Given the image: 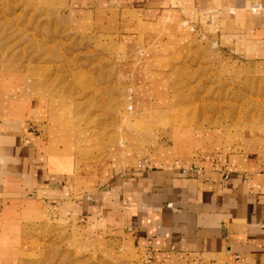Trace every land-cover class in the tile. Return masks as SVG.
Segmentation results:
<instances>
[{
  "label": "rangeland",
  "instance_id": "obj_1",
  "mask_svg": "<svg viewBox=\"0 0 264 264\" xmlns=\"http://www.w3.org/2000/svg\"><path fill=\"white\" fill-rule=\"evenodd\" d=\"M127 9L0 0V120L30 127L38 152L66 163L70 192L141 157L264 173V56L249 36L196 10ZM60 211L28 200L1 211L0 264H235L154 257L104 221Z\"/></svg>",
  "mask_w": 264,
  "mask_h": 264
},
{
  "label": "crops",
  "instance_id": "obj_2",
  "mask_svg": "<svg viewBox=\"0 0 264 264\" xmlns=\"http://www.w3.org/2000/svg\"><path fill=\"white\" fill-rule=\"evenodd\" d=\"M87 1L132 8L127 10L140 15L179 8L215 15L229 28L225 35L239 40L248 35L254 52L264 56V0ZM1 120L0 212L28 200L104 221L107 229L154 257L225 253L235 264H264V173L226 168L224 163H209L206 169L201 159L195 162L206 170L202 175L181 173L187 163L149 159L146 170L137 167L138 158L132 168L109 169L107 180L92 191L79 187L70 192L66 163L44 158L25 130L30 127Z\"/></svg>",
  "mask_w": 264,
  "mask_h": 264
},
{
  "label": "built area",
  "instance_id": "obj_3",
  "mask_svg": "<svg viewBox=\"0 0 264 264\" xmlns=\"http://www.w3.org/2000/svg\"><path fill=\"white\" fill-rule=\"evenodd\" d=\"M137 167L140 169H146L149 170L150 169V164L147 160V158L141 157L138 162H137ZM213 170H217V167H213ZM206 170L201 167L198 163H196L195 161H192L190 164H188V166L183 167L180 169L181 173H188V172H195L199 175H202ZM228 173H225L224 176L227 177Z\"/></svg>",
  "mask_w": 264,
  "mask_h": 264
}]
</instances>
